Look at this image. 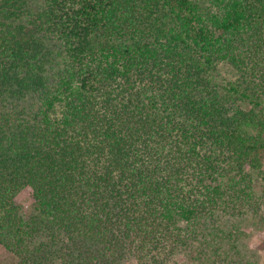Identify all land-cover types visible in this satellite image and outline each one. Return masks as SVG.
Segmentation results:
<instances>
[{
	"label": "trees",
	"instance_id": "obj_1",
	"mask_svg": "<svg viewBox=\"0 0 264 264\" xmlns=\"http://www.w3.org/2000/svg\"><path fill=\"white\" fill-rule=\"evenodd\" d=\"M263 164L264 0H0L15 264H257Z\"/></svg>",
	"mask_w": 264,
	"mask_h": 264
},
{
	"label": "rangeland",
	"instance_id": "obj_2",
	"mask_svg": "<svg viewBox=\"0 0 264 264\" xmlns=\"http://www.w3.org/2000/svg\"><path fill=\"white\" fill-rule=\"evenodd\" d=\"M220 75L221 78L224 80H230L235 77V74L233 72V68L227 64L223 63L220 66ZM263 170H264V164H263ZM264 184V180H263ZM264 199V194H263ZM16 200L19 204H21L24 208V210L31 214L34 212V201L31 197V191L29 188L23 189L16 197ZM262 215L264 216V206L262 207L261 211ZM247 230V240L251 246H257L260 247L257 250V257L259 258V261L257 264H264V221H261L258 225H251L250 227L246 228ZM263 246V247H262ZM16 257L14 254L10 251H8L4 246L0 244V264H15ZM129 264H136V262L130 261Z\"/></svg>",
	"mask_w": 264,
	"mask_h": 264
}]
</instances>
